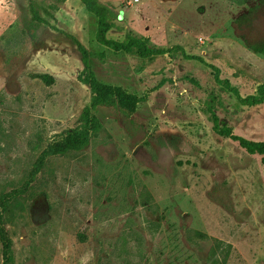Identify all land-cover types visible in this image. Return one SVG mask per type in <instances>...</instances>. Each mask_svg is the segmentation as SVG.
<instances>
[{
	"label": "rangeland",
	"instance_id": "obj_1",
	"mask_svg": "<svg viewBox=\"0 0 264 264\" xmlns=\"http://www.w3.org/2000/svg\"><path fill=\"white\" fill-rule=\"evenodd\" d=\"M108 37L182 47L243 94L264 83V0H99ZM35 19V20H34ZM80 0H0V264H264V165L221 125L264 141L246 106L182 52L141 58L96 40ZM87 145L52 146L95 97ZM46 75V77H44Z\"/></svg>",
	"mask_w": 264,
	"mask_h": 264
},
{
	"label": "trees",
	"instance_id": "obj_2",
	"mask_svg": "<svg viewBox=\"0 0 264 264\" xmlns=\"http://www.w3.org/2000/svg\"><path fill=\"white\" fill-rule=\"evenodd\" d=\"M58 2H64L66 0H56ZM85 6L86 10L93 14L97 18V32H96V40L98 43L106 46L111 49L115 53H129L133 50L137 51V54L141 58H150L154 56L164 55L167 53H171L174 50H178L182 52L183 56L186 59L197 60L209 68L212 69L215 82L224 88L226 91L232 93L238 102L242 105L246 106H257L264 103V83H261L257 86L256 90L250 94H243L237 86H235L230 79L222 77L221 69L211 63H208L202 56L199 55H189L186 51L180 46H174L167 49L154 48L149 46L144 40L138 38H127L126 40L120 41L113 38L108 37V32L112 28V23L109 20V10L107 7L102 5L99 0H80ZM35 20V19H34ZM69 37L74 41L77 45L78 50L81 54L82 61L84 64V68L82 73L80 74V79L89 84L94 90L95 97L90 106L86 107L82 118L86 124L90 126L88 131H79L76 129H71L66 138L62 141H58L52 146L53 154H65L71 150H78L85 147L89 141L90 133L92 129L96 126V120L92 114V111L105 103L110 102V96L114 93H118V96L133 101L134 97H125L117 91L109 86H104L100 84L97 80L95 73L92 70L90 64L91 53L88 49L74 36ZM46 77V75L44 76ZM212 118H213V129L214 131L224 137H227L235 142H238L239 145L245 149L249 154L255 155L258 154L261 156V162L264 165V141H255L250 140L246 137L237 135L234 133V130L227 126L221 125L219 117L212 110Z\"/></svg>",
	"mask_w": 264,
	"mask_h": 264
}]
</instances>
